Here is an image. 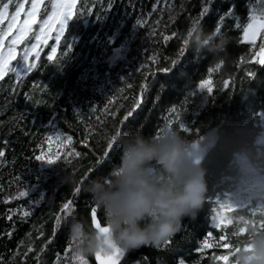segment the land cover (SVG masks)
Instances as JSON below:
<instances>
[{
  "label": "trees",
  "instance_id": "trees-1",
  "mask_svg": "<svg viewBox=\"0 0 264 264\" xmlns=\"http://www.w3.org/2000/svg\"><path fill=\"white\" fill-rule=\"evenodd\" d=\"M130 2L113 0L102 18L97 19L95 15H76L85 5L93 8L94 12L101 10V5L106 8L107 0H77L73 9L75 17L68 21L65 33L71 52L61 61V65L46 60L49 46L55 43L54 39H49L48 44L42 46L36 71L29 73L22 60L13 61L11 66H17V70L25 76L18 81L12 73H8L0 80V147L5 152V156L0 157V258L5 261L11 259L13 264H20V258L12 256V253L24 250L29 242L26 233H31L34 252L39 251V246L52 234V221L48 213L58 211L60 204L72 196L73 186L63 182L67 172L74 175L87 173L85 176L89 179L99 176L87 170L97 167V157L104 159L103 132L89 139L86 148L80 143L85 127L81 121L95 125L98 123L97 117H100L106 120L104 130L111 134L113 126L119 124L125 110L132 104L133 96L139 94L142 73L154 67L146 57L157 53L172 56L179 47L177 38L165 43L161 33L171 35L175 31L186 34L191 24L189 18L199 15L201 0H158L155 11L151 9V4L157 0ZM45 4L50 9V0H45ZM181 5L183 10H180ZM170 6L171 14L175 16L172 21L168 19ZM228 8H232L233 14L225 18L222 26L230 38L226 49L228 62L210 76L213 94H191L200 79L209 78L207 69L214 67L217 60L189 46L171 73L157 72L148 78L150 89L141 95V103L133 112L134 116L139 113L137 124L128 128L120 125L122 132L140 129L145 134L155 135L167 120L173 119L175 114L169 109L175 107L190 132L181 131L174 119L172 127L179 129L193 146L202 148L206 153L203 163L208 181L205 204L194 222L190 218L182 221V230L175 235L174 246L182 253L187 264H197L198 260L200 264H210L208 257L213 253L228 255L236 249L248 226L264 228V194H261L264 193V167L259 169V185L234 182L232 179L233 167L239 161L264 166V66L248 65L256 76L252 80L245 77L243 83L240 78L245 65L241 64L239 69L235 67L236 60L246 51V46L238 43L242 28L237 29L235 25L246 23L250 12L260 15L264 11V0H211L209 11L201 17L198 27L212 32L215 22ZM149 12H153V15H148ZM138 16L144 21L143 28L136 23ZM40 19L42 15L37 17L38 21ZM37 27L33 25V30ZM153 28L155 32L149 35ZM31 35L17 46L18 57L25 44L32 42ZM63 49L64 38L53 54L54 61L62 55ZM141 63L149 64V68L137 72ZM162 66L165 64L161 59L155 67ZM231 77H235V84ZM222 78L229 79L228 89H222ZM34 82L41 88L46 86L48 91L32 93ZM128 84H132V87L128 88ZM24 92L32 93L45 104L29 103L23 97ZM109 99L112 100L109 110L116 111L115 117H106L101 112ZM20 113L24 115V120L19 119ZM54 130L71 135L72 147L83 153V157H69L71 163H66L64 152L67 149H60L53 142L51 146L44 145L45 154L58 152L60 159L54 164L35 160L34 155L40 154L37 144L45 135H53ZM5 140L6 145L3 143ZM117 159L118 156L114 157L113 164ZM109 169L105 166V173ZM17 176L21 178L20 181L15 180ZM18 190H28V197L4 202ZM216 198L225 205L222 214L227 218V223L213 230L214 236L210 242L214 247L198 255L195 245L208 230L205 228L206 221L210 228V208L220 210L215 203ZM29 201L36 208L34 215L24 222L20 221L18 212L12 214L11 220L6 218L8 209L27 210ZM89 201L83 191L76 197V216L88 221L84 206ZM99 212L103 220L102 212ZM62 223L52 242L45 245L38 264H58L57 253L63 260V248L66 247L64 237L68 236V231L66 222ZM40 231H43V236H40ZM7 232H11L10 237L4 235ZM216 235H223L225 239L219 243H228L230 247H215ZM21 240L24 244L17 248ZM33 255L29 253L24 264H37ZM85 258L88 264H95L93 255ZM230 259L231 256L228 264ZM122 264H175V257L171 251L146 245L125 252Z\"/></svg>",
  "mask_w": 264,
  "mask_h": 264
},
{
  "label": "snow or ice",
  "instance_id": "snow-or-ice-1",
  "mask_svg": "<svg viewBox=\"0 0 264 264\" xmlns=\"http://www.w3.org/2000/svg\"><path fill=\"white\" fill-rule=\"evenodd\" d=\"M113 0H107V7L104 8L101 5V10L95 11L91 7H85L80 11V13L76 16H88L95 15L97 19L102 18L104 11L112 4ZM130 2V0H129ZM157 2H153L151 4V9L153 11L157 10ZM211 0H201L199 7V15L190 17L191 24L187 28L186 34H178L177 32H171V35H164L161 33V37L163 42L167 43L172 38H177L179 40V47L176 52L172 56H161L160 54L148 55L146 57L147 61L151 62L154 66L151 71H145L142 73L143 79L139 84V94L133 96V102L129 106L128 109L125 110L124 116L120 119L118 125H114L115 132L118 134L121 131L120 125H123L124 128H128L130 126H135L137 124L139 113L135 116L133 112L140 105L141 95L147 93L150 89L149 77L154 76L157 72L159 73H171L174 68L179 64L180 58L186 54V51L189 47L188 37L192 35L193 31L198 28L201 17H204L205 14L209 11V5ZM77 4V0H50V9L48 5L45 4V0H0V80H2L8 73H12L16 80H21L24 74L20 73L17 70V66H11V62L13 61H23L27 65V69L29 73H32L38 69L37 61L40 59V51L42 50V46L47 45L49 39H54L55 43L50 45V52H48L46 56V60L54 65H61V61L69 55L71 52V46L67 44L65 33L67 30V23L69 20L74 18L73 9ZM131 4V2H130ZM43 6V11H42ZM133 7H135L132 4ZM10 8L12 9L10 11ZM170 14L169 21L175 19V16L171 14V6H170ZM180 10H183V5L180 6ZM233 14L232 8H228L227 11L223 13V15L219 16V19L215 22L213 35L216 34H224L223 31V23L225 18L231 16ZM42 15V19L39 21L37 17ZM148 15H153V12H149ZM136 23L140 27H144V21L141 17H137ZM33 25H38L37 29L33 30ZM167 27V25H165ZM237 29H241V34L239 36L238 43L246 46V51L239 56L238 60L235 62V67L239 69L241 64L245 65L241 76V82H244V78L246 77L248 80H252L256 76V72L252 67H248V65H259L264 66V11H261L260 15H256L253 12H250L247 18V22L242 26L240 23L235 25ZM155 32L153 28L149 35H152ZM31 35L32 42L30 44H25L22 51L19 53V57L17 54V46L25 41L26 37ZM259 37V44L257 46V38ZM7 39V43H5ZM64 38V49L62 55L56 60H53V54L57 52V45H59ZM207 43V41H205ZM199 52V49L196 50ZM30 57L32 58L30 60ZM164 61L165 66L155 67L158 65L160 60ZM225 63L224 60H217L214 64V67H208L207 73L209 78H202L199 80L196 85V89L191 93L192 95L207 94L211 96L213 94V81L210 78L211 74L214 71L219 70L222 65ZM149 64L141 63L137 68V72L140 69H148ZM232 83L235 84V77H231ZM221 87L222 89H228L230 87L229 79H221ZM128 88L132 87V84L127 85ZM48 91L47 87H39L36 82L33 83L32 93L34 92H44ZM123 91V89H121ZM30 92H24L23 97L26 101L33 105H42L45 104L44 101L35 97ZM112 103V100L109 99L108 104H105L104 108L101 110L102 114L106 117H115L116 111H110L109 105ZM170 112L174 113L173 119L176 121L178 128L181 131L186 133L190 132V128L186 125V123L181 118V115L177 112L176 108L173 107L169 109ZM79 115V113H76ZM19 119L24 120L25 117L22 113L19 114ZM173 119H169L166 121L163 127H160L158 131L155 133V137H158L164 129L172 128ZM98 123L95 125L92 122H84V135L83 139L80 141L86 148L88 147L89 139L94 136H100L101 132H103L102 139L104 141V146L102 149V155L104 157L101 160L100 157L96 158L97 167L93 169L92 167L88 168V172H92L93 174L103 176L105 175V166L112 167L114 157L118 156L119 153V144L116 142V134H109L104 130V125L106 124V120H101L100 117H97ZM72 127V125H69ZM99 129V131H97ZM73 137L71 135H66L63 132L58 130H54L53 135H45L43 140L37 144V148L40 150V154L34 155V159L38 161H43L48 164H54L59 159V153H52L50 155L45 154L44 145L51 144L54 142L59 146L60 149H67L64 152V160L66 163H71L69 157L72 158H81L83 157V153L76 151L72 147ZM6 145L7 141H3ZM5 152L3 147H0V157H4ZM85 173L84 175H86ZM20 177H15L16 181H20ZM81 192L80 186L76 185L72 188V196L64 200L60 206L59 210L55 213H48V218L52 221V234L44 241L43 244L39 246V251H35L33 249V245L31 242V233H26L25 236L28 238L29 242L25 245L24 250L22 252H14L12 256H18L20 258V264H24L26 258L29 253H33L34 261L39 262L41 253L45 250V245L52 242L53 237L57 235L58 229H61L63 226L62 222H66L69 216H76V197ZM20 197H28V190H18L15 194L10 195L5 199V203L8 202L9 199H18ZM211 203V201H209ZM215 203L219 205L220 210L216 207L210 208V228L208 226V222H205V228L208 229L202 234V239L199 240V243L195 245L196 252L198 255H203L204 250L212 249L214 244L210 242V238H213L214 231L220 229L223 223H227V218L222 214V210L225 209V205L216 198ZM34 210L36 208L29 201V206L27 210L23 208L19 209H8L6 213V218L8 220L12 219V214L18 212L19 219L21 222H24L26 218L34 215ZM84 211L88 213L89 221L93 228L98 229L101 232L107 231V226L103 220L100 219V212L96 205H94L91 201L86 202L84 206ZM195 219H192L191 222H194ZM14 227V225H13ZM182 230V226L180 231ZM186 231V229H184ZM4 235L11 236V232L4 233ZM43 231H40V236H43ZM225 237L223 235H216L215 240L217 243L215 247L221 249H228L230 245L228 243H219V241H224ZM175 236L164 240L158 246H155L156 249H160L163 251H171L173 257H175V264H187L185 259L182 257V253L175 248L174 246ZM64 243L66 247L63 248L64 257L63 260H60L59 254L56 255V261L58 264H88V260L78 255L73 250L74 240L69 236L64 237ZM24 244V241L21 240L17 244V248L20 245ZM238 250V249H237ZM70 253V255H69ZM231 253V252H230ZM230 253L228 255H218L213 253L208 259L210 260V264H228ZM125 252L118 247L113 246L112 250L107 253H96L94 255L95 260L99 262V264H119V261L122 257H124ZM0 264H13V261L9 259L5 261L3 258H0ZM197 264H200V261H197Z\"/></svg>",
  "mask_w": 264,
  "mask_h": 264
},
{
  "label": "clouds",
  "instance_id": "clouds-1",
  "mask_svg": "<svg viewBox=\"0 0 264 264\" xmlns=\"http://www.w3.org/2000/svg\"><path fill=\"white\" fill-rule=\"evenodd\" d=\"M188 42L193 49L227 64L228 36L198 27ZM111 134H116L114 126ZM116 142L118 159L105 175L89 179L84 173L67 172L63 177L64 183L79 185L87 194L108 229L101 232L83 217L67 218L73 250L83 257L110 252L113 246L124 252L158 246L180 231L185 218L195 219L206 201L207 170L197 163L198 154L179 129H164L158 137L140 129L120 131ZM261 167L239 161L232 179L259 185ZM230 256V264H264V228L248 226Z\"/></svg>",
  "mask_w": 264,
  "mask_h": 264
},
{
  "label": "water",
  "instance_id": "water-1",
  "mask_svg": "<svg viewBox=\"0 0 264 264\" xmlns=\"http://www.w3.org/2000/svg\"><path fill=\"white\" fill-rule=\"evenodd\" d=\"M193 147H194V151L198 154L197 155V163H200L203 165V163L206 160V153L204 152V150L202 148H200L198 146H193ZM123 260H124V257L121 258V260L119 261V264H122ZM94 261H95V264H99V262L95 260V257H94Z\"/></svg>",
  "mask_w": 264,
  "mask_h": 264
}]
</instances>
